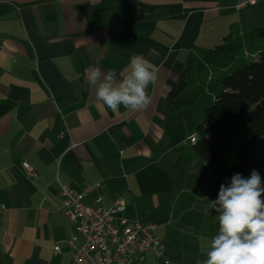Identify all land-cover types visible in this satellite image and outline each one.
<instances>
[{
    "label": "crops",
    "instance_id": "crops-1",
    "mask_svg": "<svg viewBox=\"0 0 264 264\" xmlns=\"http://www.w3.org/2000/svg\"><path fill=\"white\" fill-rule=\"evenodd\" d=\"M175 1L0 0V100L15 105L0 118V264H83L66 243L75 231L60 185L97 186L82 201L104 209L122 199L118 224H154L163 255L147 252L143 264L206 259L218 233L211 201L228 171L196 157L192 108L166 107L191 51L181 45ZM137 54L159 73L151 104L114 112L97 101L85 69L119 78Z\"/></svg>",
    "mask_w": 264,
    "mask_h": 264
},
{
    "label": "trees",
    "instance_id": "trees-1",
    "mask_svg": "<svg viewBox=\"0 0 264 264\" xmlns=\"http://www.w3.org/2000/svg\"><path fill=\"white\" fill-rule=\"evenodd\" d=\"M14 104L0 100V118ZM169 112L198 107L202 123L196 157L207 164L224 162L227 186L235 173L252 170L264 182V28L249 35L228 34L219 45L192 49L182 74L166 95Z\"/></svg>",
    "mask_w": 264,
    "mask_h": 264
},
{
    "label": "clouds",
    "instance_id": "clouds-1",
    "mask_svg": "<svg viewBox=\"0 0 264 264\" xmlns=\"http://www.w3.org/2000/svg\"><path fill=\"white\" fill-rule=\"evenodd\" d=\"M158 79V70L143 54L133 55L119 78L114 69H85V83L95 89L97 101L114 112L121 106L130 112L147 109L149 86ZM211 205L218 213V233L202 264H264V183L259 172L252 170L248 178L235 173Z\"/></svg>",
    "mask_w": 264,
    "mask_h": 264
},
{
    "label": "built area",
    "instance_id": "built-area-1",
    "mask_svg": "<svg viewBox=\"0 0 264 264\" xmlns=\"http://www.w3.org/2000/svg\"><path fill=\"white\" fill-rule=\"evenodd\" d=\"M260 1L264 0H248L247 4L253 6ZM189 142L193 143V137ZM22 166L29 177L37 178L28 163ZM96 187L86 186L79 193L68 185H60L61 208L75 231L66 241L73 249V259L83 264H143L147 252L161 257L164 248L154 235V224L117 223L125 209L122 199L109 209L83 203L82 199ZM57 252L59 246L55 245L53 253Z\"/></svg>",
    "mask_w": 264,
    "mask_h": 264
},
{
    "label": "rangeland",
    "instance_id": "rangeland-1",
    "mask_svg": "<svg viewBox=\"0 0 264 264\" xmlns=\"http://www.w3.org/2000/svg\"><path fill=\"white\" fill-rule=\"evenodd\" d=\"M175 2H178L179 14L175 22L180 24L179 38L184 48L209 49L219 45L222 38L228 34L249 35L258 27L264 28V1L253 6L245 5L241 9L235 7L241 0ZM190 112L193 118L197 116L199 119L195 128L198 136L197 128L202 123V113L198 107H193Z\"/></svg>",
    "mask_w": 264,
    "mask_h": 264
}]
</instances>
